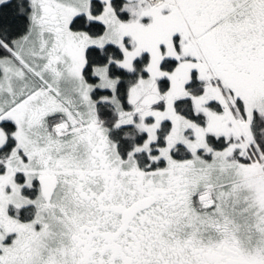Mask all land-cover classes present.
I'll return each mask as SVG.
<instances>
[{
	"label": "snow or ice",
	"instance_id": "6c2138e0",
	"mask_svg": "<svg viewBox=\"0 0 264 264\" xmlns=\"http://www.w3.org/2000/svg\"><path fill=\"white\" fill-rule=\"evenodd\" d=\"M0 264H264V0H0Z\"/></svg>",
	"mask_w": 264,
	"mask_h": 264
}]
</instances>
